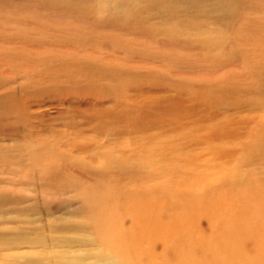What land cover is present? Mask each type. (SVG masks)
Segmentation results:
<instances>
[{"label":"rangeland","instance_id":"374dc122","mask_svg":"<svg viewBox=\"0 0 264 264\" xmlns=\"http://www.w3.org/2000/svg\"><path fill=\"white\" fill-rule=\"evenodd\" d=\"M103 6L111 11H100ZM189 23L215 27L221 37L224 31L220 48L188 33ZM164 93L211 113H238L249 119L248 134L264 135V0H0V186L11 198L0 204V238L81 206L71 193L24 185V176L38 180L31 160L51 165V172L68 168L66 146L109 138L93 133L90 117ZM260 144L247 160L264 172V137ZM123 172L112 182L120 189L138 176L136 168ZM59 177L58 184L65 179ZM108 179H95L88 192L104 189ZM85 236L91 235L54 234L61 241L56 252L44 255L36 247L30 264H77L79 254L66 251ZM0 243V254H12L10 243ZM28 246L17 247L27 252Z\"/></svg>","mask_w":264,"mask_h":264},{"label":"bare ground","instance_id":"6f19581e","mask_svg":"<svg viewBox=\"0 0 264 264\" xmlns=\"http://www.w3.org/2000/svg\"><path fill=\"white\" fill-rule=\"evenodd\" d=\"M106 10L111 11L100 9ZM187 26L204 42L222 45L224 31L221 37L209 25ZM90 118L96 123L93 133L109 138L64 148L70 165L59 172L67 181L58 184V169L51 172V165L32 160L38 180H22L39 183L44 194L71 193L80 208L41 227L27 223L23 235L7 233L0 242L10 243L13 252L1 253V261L22 258L30 264L36 247L44 255L56 252L61 241L54 234L83 231L91 236L66 251L79 254L77 264H264V172L247 160L261 149L264 135L260 129L248 134V118L211 113L199 102L168 93L138 96ZM42 154L51 156L46 149ZM129 168H136L137 179L117 188L113 177ZM103 175L110 179L106 187L89 193ZM2 188L0 204L10 198ZM48 211L53 217L54 208ZM22 243L31 249L20 252ZM64 243L72 244L65 237ZM90 257L95 260L88 262Z\"/></svg>","mask_w":264,"mask_h":264}]
</instances>
